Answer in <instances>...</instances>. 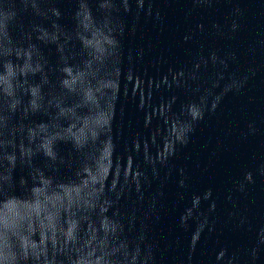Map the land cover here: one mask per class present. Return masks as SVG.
<instances>
[{
	"label": "water",
	"instance_id": "95a60500",
	"mask_svg": "<svg viewBox=\"0 0 264 264\" xmlns=\"http://www.w3.org/2000/svg\"><path fill=\"white\" fill-rule=\"evenodd\" d=\"M0 264H264V0H0Z\"/></svg>",
	"mask_w": 264,
	"mask_h": 264
}]
</instances>
